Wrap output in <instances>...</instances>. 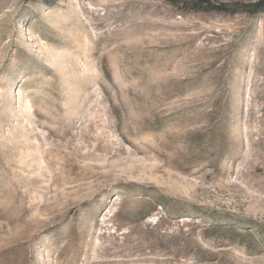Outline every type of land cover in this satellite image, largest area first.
Wrapping results in <instances>:
<instances>
[{"label": "rangeland", "instance_id": "obj_1", "mask_svg": "<svg viewBox=\"0 0 264 264\" xmlns=\"http://www.w3.org/2000/svg\"><path fill=\"white\" fill-rule=\"evenodd\" d=\"M184 1L0 0V264H264V11Z\"/></svg>", "mask_w": 264, "mask_h": 264}, {"label": "trees", "instance_id": "obj_2", "mask_svg": "<svg viewBox=\"0 0 264 264\" xmlns=\"http://www.w3.org/2000/svg\"><path fill=\"white\" fill-rule=\"evenodd\" d=\"M234 1H239L241 3L243 2L244 7L250 12L264 11V0H234ZM184 4L189 6H194L193 8L196 10L201 8L203 4L204 6H211L210 0H192V1L185 0Z\"/></svg>", "mask_w": 264, "mask_h": 264}]
</instances>
